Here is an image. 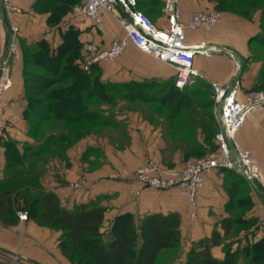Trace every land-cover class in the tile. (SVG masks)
<instances>
[{"label":"crops","instance_id":"obj_1","mask_svg":"<svg viewBox=\"0 0 264 264\" xmlns=\"http://www.w3.org/2000/svg\"><path fill=\"white\" fill-rule=\"evenodd\" d=\"M165 1L161 0L158 13L152 20L158 27L166 25L162 12ZM10 2L19 9V12L11 14V21L18 27V44L8 63L11 86L4 93L2 102L6 128L5 137L0 140V179L6 169V141H14L21 153L23 145L36 144V138L31 135V123L25 115L27 101L24 95L22 48L45 39L54 49L61 43L62 33L72 28L81 44L80 57L76 62L82 68L87 44L103 47L123 36L116 17L107 11L101 12L100 28L86 17H72L69 11L58 23L49 24L47 19L51 10L44 8L46 3H39L38 0ZM178 3L183 20L193 11L216 8L213 0H178ZM220 12L221 21L210 30L197 28L186 32L187 44L203 43L207 50L206 53L195 54L193 67L198 75L193 82L185 85L186 88L201 83L212 92L211 83L227 87L237 80L236 91L240 97L249 90L263 89L264 44L256 40L262 34L261 10H255L250 17L228 10ZM6 41V23L0 22V54ZM232 52L242 59L241 64L237 63ZM96 66L99 79L104 83L157 82L175 78L174 68L170 64L140 51L132 43H128L120 56L102 60ZM180 106L182 109L169 124L165 116L151 110L155 107L153 102L129 101L120 96L111 102H101L97 107L101 116L108 119L106 125L77 139L61 154L44 153L35 169L40 186L55 193L61 206L66 209L92 201L106 207L102 226L104 232L120 213L130 212L140 218L150 213L175 212L180 218L179 248L184 251L199 239L212 238L213 231L219 233L220 243L211 245L210 252L219 259L224 256V243L231 241L229 243L235 249L241 237L243 242L246 238L259 239L261 233L256 227L253 233L251 230L241 237H230L232 230L226 234L221 221L236 216H241L246 223L253 217L258 219V209L264 204L261 185L264 178L254 188L247 180L234 177L225 169L213 170L205 176L195 205L191 206L177 187L154 189L144 187L132 175L110 176L112 172L119 173L122 168L133 170L146 157H153L167 167H179L184 160L196 158L213 149L217 127L213 105L192 100ZM235 143L254 152L264 170V106L256 107L246 116L236 132ZM79 180L87 181L86 190L73 186ZM236 186L239 190L247 191L249 207L239 202L228 208L232 193L234 198L243 197V193L235 192ZM191 211H194L193 217L190 216ZM4 225L0 228L1 263L73 264L60 250V231L42 226L30 218L19 220L16 217L13 222Z\"/></svg>","mask_w":264,"mask_h":264},{"label":"trees","instance_id":"obj_2","mask_svg":"<svg viewBox=\"0 0 264 264\" xmlns=\"http://www.w3.org/2000/svg\"><path fill=\"white\" fill-rule=\"evenodd\" d=\"M79 1L38 0L51 10L49 24L58 23ZM213 1L217 9L245 17L260 9L262 34L256 40L264 44V0ZM160 4L161 0H137L138 8L152 20ZM80 48L72 28L62 33V41L54 49L45 39L22 48L25 115L31 123V135L36 138V144L23 145L21 153L14 141L5 142L6 169L0 179V220L4 224L13 222L18 218L16 212L21 210L36 223L60 231V250L73 264H167L160 256L180 247L177 213H150L140 218L130 212L120 213L104 232L106 207L95 201L76 204L72 209L62 207L55 193L40 186L35 169L44 153L61 154L77 139L106 125L108 119L101 116L97 107L101 102H111L118 96L129 101L153 102L155 107L151 110L165 116L171 124L172 118L182 109L181 103L204 101L193 97L208 86L196 83L195 87L179 89L174 79L104 83L99 79L96 64L85 70L76 62ZM204 102L214 103L212 98ZM225 170L246 181L240 174ZM234 190L243 193V197L234 198L232 193L228 208L239 202L249 207L247 191L239 190L238 186ZM239 223H246L241 216L221 221L226 234L231 226ZM219 243L217 231H213L210 239L193 242L183 264H264V235L235 249L224 244L222 259L210 252L211 245Z\"/></svg>","mask_w":264,"mask_h":264},{"label":"built area","instance_id":"obj_3","mask_svg":"<svg viewBox=\"0 0 264 264\" xmlns=\"http://www.w3.org/2000/svg\"><path fill=\"white\" fill-rule=\"evenodd\" d=\"M102 11L110 12L116 17L123 30V36L113 39L103 47L87 44L82 68L87 70L102 60L114 59L124 52L128 43H132L140 51L170 64L175 71L174 84L179 89L193 82L194 77L198 75L197 69L193 67L195 54L207 52L203 43L196 45L186 43L187 30L197 28L210 30L221 21V12L215 8L193 11L183 20L178 0L165 1L162 12L166 18V25L163 27H158L138 8L137 0H83L74 5L70 14L72 17H86L95 27L100 28ZM13 12H19V9L10 0H0V22L6 23L7 31V41L0 54V140L5 137L6 128L3 95L11 86L8 63L18 44V27L11 21ZM236 87L237 80L227 87L211 83L213 115L217 125L213 136L215 141L213 149L196 158L184 160L179 167H167L153 157H146L133 170L122 168L119 173L112 172L110 176L132 175L144 187L154 189L177 187L191 206L195 205L198 190L202 187L205 176L213 170L234 171L256 185L264 178L263 166L254 152L237 146L235 135L246 116L256 107L264 106V88L249 90L240 97ZM261 185L264 191V183ZM73 186L86 190L87 181H76ZM17 216L19 220L27 219L25 211H18ZM190 216H194V211L190 212ZM4 226L0 220V228Z\"/></svg>","mask_w":264,"mask_h":264},{"label":"rangeland","instance_id":"obj_4","mask_svg":"<svg viewBox=\"0 0 264 264\" xmlns=\"http://www.w3.org/2000/svg\"><path fill=\"white\" fill-rule=\"evenodd\" d=\"M215 6H216V3H215ZM217 9V8H215ZM219 10V9H218ZM221 11V10H220ZM158 16V15H157ZM161 16V14H160ZM13 23V22H12ZM14 24V23H13ZM15 25V24H14ZM17 37V36H16ZM18 40V39H17ZM13 55V54H12ZM12 57V56H11ZM28 69H36L34 66H27ZM196 84H192L191 87H195ZM211 94L212 92L208 89V88H205V89H200L199 91V95L196 96V97H193V99H202L204 101H210L211 99ZM192 99V98H191ZM262 198H260L261 200ZM262 201V200H261ZM259 216L257 217L258 219L254 218L253 219H249L248 222L249 224L247 223H242V224H237V225H234L233 226V229L232 232H231V235L230 237H241L243 234H246V233H250V231L252 230L251 233L255 232L256 231V228L257 230L261 233L260 237L264 235V213H261V212H264V204L260 205L259 207ZM243 214V213H241ZM263 214V215H261ZM260 221V222H259ZM246 222V221H245ZM254 224L253 228H250L251 225ZM256 227V228H255ZM250 229V230H248ZM243 231V232H242ZM246 232V233H245ZM229 238V237H228ZM239 239V238H237ZM242 239V237H241ZM239 240L238 242V246L237 247H242L244 244L248 243V242H252V241H255V240H249V238L245 239V241L243 242V239L242 240ZM231 242V241H229ZM231 245V243H229ZM225 244V243H224ZM191 246H189L190 248ZM188 248V249H189ZM187 249V251H188ZM187 251H184L182 248H177L176 250L172 251V252H169V253H163L160 257H162V259H164V262H168L167 264H183L184 261H185V256H186V252ZM157 264H163V262H159Z\"/></svg>","mask_w":264,"mask_h":264},{"label":"water","instance_id":"obj_5","mask_svg":"<svg viewBox=\"0 0 264 264\" xmlns=\"http://www.w3.org/2000/svg\"><path fill=\"white\" fill-rule=\"evenodd\" d=\"M5 21V17L3 18ZM232 56L234 57V59L237 61L238 64H241L242 59L237 56L235 53L232 52ZM238 73H240V68H238ZM253 185L254 188H256V185L254 183H251Z\"/></svg>","mask_w":264,"mask_h":264}]
</instances>
